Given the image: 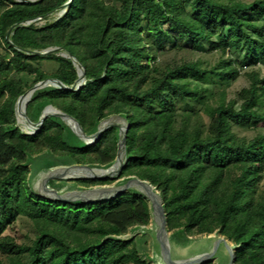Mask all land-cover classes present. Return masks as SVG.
<instances>
[{"label":"trees","instance_id":"trees-1","mask_svg":"<svg viewBox=\"0 0 264 264\" xmlns=\"http://www.w3.org/2000/svg\"><path fill=\"white\" fill-rule=\"evenodd\" d=\"M68 2L42 25L29 20ZM62 47L83 66L77 91L34 92L26 115L36 121L51 104L90 134L112 114L128 122L127 161L121 176L150 182L162 195L170 231L189 236L215 230L235 242V264H264V0H0V264H147L127 242L115 240L147 225V202L125 193L96 204H64L34 196L27 187L29 156L45 150L68 163L108 166L116 154V128L87 146L57 117L33 135L16 124V98L37 81L77 78L69 59L27 55ZM144 33V34H143ZM217 53L200 60L155 61L163 39ZM149 39H153L150 42ZM157 46V47H156ZM186 49V48H185ZM53 60L45 73L34 62ZM246 80L226 103L212 100L216 86ZM33 75L20 85L12 75ZM204 117H206L204 119ZM250 132V136L239 134ZM111 181H85L81 184ZM19 219L33 236L20 243L7 234Z\"/></svg>","mask_w":264,"mask_h":264},{"label":"water","instance_id":"water-1","mask_svg":"<svg viewBox=\"0 0 264 264\" xmlns=\"http://www.w3.org/2000/svg\"><path fill=\"white\" fill-rule=\"evenodd\" d=\"M19 2H35L37 0H18ZM68 2L33 20L25 25L42 20L58 12H63ZM21 24L11 26L5 39L18 51L27 55L45 57L57 55L70 60L77 73L76 80L71 85H65L56 78H46L34 83L32 87L18 96L13 105L17 126L26 135L35 134L47 118L57 117L82 141L90 146L100 139L102 134L110 128H116V154L108 165L68 163L64 159L43 151L29 156L27 167V187L37 198L64 204H96L111 201L125 193L142 197L148 204L149 222L147 225H135L128 228L121 236H115L118 241L127 242L136 236L148 240L149 253L144 254L149 264H235V251L238 245L221 235L218 230L198 236H189L182 229L170 231L167 227L165 204L161 193L148 181L136 176H121L127 161L126 135L128 122L120 114H112L101 119L96 130L90 134L84 132L80 123L71 115L57 109L51 104L46 105L38 119L32 121L26 115V108L35 91L42 88L77 91L86 82L83 66L79 61L62 47H49L41 51H26L15 47L8 35L12 29ZM27 96L22 109L21 117L33 127L27 128L19 122L16 112V102L20 97ZM80 180L106 181L109 184L95 186H81L76 183Z\"/></svg>","mask_w":264,"mask_h":264},{"label":"rangeland","instance_id":"rangeland-1","mask_svg":"<svg viewBox=\"0 0 264 264\" xmlns=\"http://www.w3.org/2000/svg\"><path fill=\"white\" fill-rule=\"evenodd\" d=\"M64 12V11H63ZM62 12V13H63ZM61 12H58L52 16L53 18H57L59 15L62 14ZM43 19L38 20L34 22L36 25H42ZM26 24V23H25ZM144 34V33H143ZM150 42H153V39H149ZM163 45L164 47L162 49H158L155 54V61L157 63H163L164 61H169L171 59L180 60L181 58H185L186 60H200L203 63L212 64L218 57L217 53H208L206 51H197L194 49H191L189 44H185L184 42H178V46L183 47V49H172L173 44L169 42V40L163 39ZM157 47V46H156ZM186 48V49H185ZM6 52V49L3 45H0V53L3 54ZM59 56V54H57ZM35 66L40 67L45 73L52 74L55 72L57 68V63L53 60H39L34 62ZM260 71L261 75H264V63H262L260 66H257ZM15 80L18 82L20 81V85L24 86L25 84H29L33 81V75L29 74H18V75H12ZM246 80L243 77L242 73L238 79H236L234 82H232L229 86H216L213 89V95L211 97L212 100H216L219 103H226L228 100L232 99L236 92L243 86L246 85ZM43 89V88H42ZM30 119L33 118V115H29ZM206 117H204L205 119ZM239 134L250 136L251 133L247 131H240ZM87 182L94 181V180H85ZM78 185L81 186H95V185H101L102 183L94 182L92 184H81L80 181H76ZM264 184V173L263 177L261 179V182L259 183V186H262ZM7 234H10L12 236H15L18 242L24 243L28 242V238H31L33 236L32 230L27 222H25L23 219H19L16 221L12 227L6 231ZM130 247L135 248L137 251V256L144 260L147 264H149L145 258L144 254L149 253V244L148 240L144 237L136 236L131 241ZM4 260L3 256L0 255V262Z\"/></svg>","mask_w":264,"mask_h":264},{"label":"bare ground","instance_id":"bare-ground-1","mask_svg":"<svg viewBox=\"0 0 264 264\" xmlns=\"http://www.w3.org/2000/svg\"><path fill=\"white\" fill-rule=\"evenodd\" d=\"M27 96H23V97H20L17 102H16V112H17V117L19 119V122L22 123L25 127L27 128H30V127H33L31 124H29L28 122H25L20 113H21V109H22V106L26 100Z\"/></svg>","mask_w":264,"mask_h":264}]
</instances>
